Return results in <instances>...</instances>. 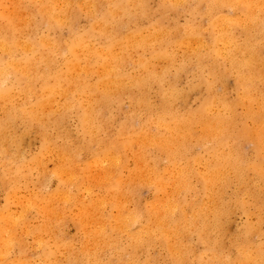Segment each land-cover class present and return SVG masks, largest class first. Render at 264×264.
Here are the masks:
<instances>
[{"label":"clouds","instance_id":"clouds-1","mask_svg":"<svg viewBox=\"0 0 264 264\" xmlns=\"http://www.w3.org/2000/svg\"><path fill=\"white\" fill-rule=\"evenodd\" d=\"M0 264H264V0H0Z\"/></svg>","mask_w":264,"mask_h":264}]
</instances>
